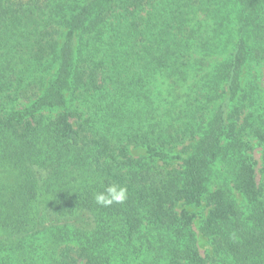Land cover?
Segmentation results:
<instances>
[{
  "label": "trees",
  "instance_id": "obj_1",
  "mask_svg": "<svg viewBox=\"0 0 264 264\" xmlns=\"http://www.w3.org/2000/svg\"><path fill=\"white\" fill-rule=\"evenodd\" d=\"M0 264H264V0H0Z\"/></svg>",
  "mask_w": 264,
  "mask_h": 264
},
{
  "label": "clouds",
  "instance_id": "obj_2",
  "mask_svg": "<svg viewBox=\"0 0 264 264\" xmlns=\"http://www.w3.org/2000/svg\"><path fill=\"white\" fill-rule=\"evenodd\" d=\"M126 189L117 184L109 185L103 192L95 194V201L102 206L111 205L114 202L120 203L126 199Z\"/></svg>",
  "mask_w": 264,
  "mask_h": 264
},
{
  "label": "rangeland",
  "instance_id": "obj_3",
  "mask_svg": "<svg viewBox=\"0 0 264 264\" xmlns=\"http://www.w3.org/2000/svg\"><path fill=\"white\" fill-rule=\"evenodd\" d=\"M198 238H199L200 250L204 254L205 251L210 249V247H209L207 240L205 238H203L202 236H199Z\"/></svg>",
  "mask_w": 264,
  "mask_h": 264
}]
</instances>
